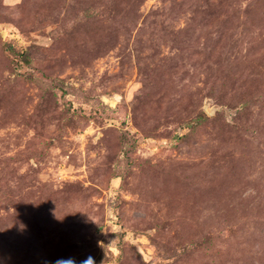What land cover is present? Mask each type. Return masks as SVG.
Returning <instances> with one entry per match:
<instances>
[{"label": "rangeland", "instance_id": "obj_1", "mask_svg": "<svg viewBox=\"0 0 264 264\" xmlns=\"http://www.w3.org/2000/svg\"><path fill=\"white\" fill-rule=\"evenodd\" d=\"M264 264V0H0V264Z\"/></svg>", "mask_w": 264, "mask_h": 264}, {"label": "clouds", "instance_id": "obj_2", "mask_svg": "<svg viewBox=\"0 0 264 264\" xmlns=\"http://www.w3.org/2000/svg\"><path fill=\"white\" fill-rule=\"evenodd\" d=\"M55 264H77L74 258H61L58 259ZM81 264H96L94 257L88 256Z\"/></svg>", "mask_w": 264, "mask_h": 264}]
</instances>
